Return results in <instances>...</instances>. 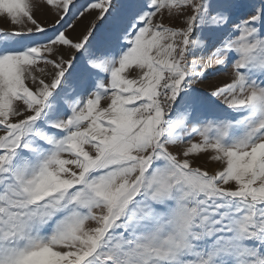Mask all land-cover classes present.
Returning <instances> with one entry per match:
<instances>
[{
  "label": "snow or ice",
  "instance_id": "obj_1",
  "mask_svg": "<svg viewBox=\"0 0 264 264\" xmlns=\"http://www.w3.org/2000/svg\"><path fill=\"white\" fill-rule=\"evenodd\" d=\"M0 18V264H264V0Z\"/></svg>",
  "mask_w": 264,
  "mask_h": 264
},
{
  "label": "rangeland",
  "instance_id": "obj_2",
  "mask_svg": "<svg viewBox=\"0 0 264 264\" xmlns=\"http://www.w3.org/2000/svg\"><path fill=\"white\" fill-rule=\"evenodd\" d=\"M37 2H42V0H34V3H37ZM94 16H95V13H93L92 16H88L83 21V23H81L78 26L76 32L72 33V35L75 36L78 33H80L83 30V28L94 18ZM35 17L42 24L54 23V21L56 19L54 14H52L46 7H43V6L39 10L35 11ZM165 23H168L167 19H165ZM7 27H11V25L8 24L7 19L6 18H0V28H7ZM228 72H229V74L221 73V74L217 75L215 78H213L209 81H206L203 85H200L199 87L205 88V87L216 86V85L228 82L230 80V69L228 70ZM196 163H197V165L201 166L202 168L209 171L210 173L213 172L214 170L219 169V164L217 162H206L204 160V158H201V160L197 161Z\"/></svg>",
  "mask_w": 264,
  "mask_h": 264
}]
</instances>
